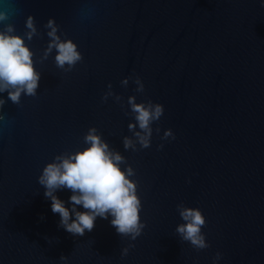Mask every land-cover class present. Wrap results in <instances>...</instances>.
I'll return each instance as SVG.
<instances>
[{"label": "water", "instance_id": "obj_1", "mask_svg": "<svg viewBox=\"0 0 264 264\" xmlns=\"http://www.w3.org/2000/svg\"><path fill=\"white\" fill-rule=\"evenodd\" d=\"M0 9L18 33L33 15L38 34L27 43L41 72L35 96L22 94L15 104L0 94V264H212L217 251L218 264H264L258 0H0ZM50 16L82 54L69 71L55 65V49L42 57ZM137 75L143 92H136ZM109 82L123 105L101 99ZM130 94L164 106L150 145L135 151L122 143L131 135ZM90 125L135 170L145 222L135 240L99 216L83 235L65 231L37 182L54 154L82 146ZM165 128L174 138L161 139ZM56 194L69 203V189ZM181 201L201 209L208 247L196 249L175 232Z\"/></svg>", "mask_w": 264, "mask_h": 264}, {"label": "clouds", "instance_id": "obj_2", "mask_svg": "<svg viewBox=\"0 0 264 264\" xmlns=\"http://www.w3.org/2000/svg\"><path fill=\"white\" fill-rule=\"evenodd\" d=\"M258 3L264 7V0H258ZM8 19L9 12L0 9V94L6 92L7 99L19 104L22 94H37L41 72L35 67L34 52L27 41L38 34V29L30 13L25 17L23 33L16 32L13 23H5ZM44 28L49 39L43 49V59H47L55 49L52 57L55 65L64 71L71 70L82 59L76 42L71 38H61L54 17L50 16L46 20ZM132 79L136 92H143L141 78L137 75ZM128 81L129 77L125 76L120 83L126 87ZM109 96L123 105L120 95L113 92L111 82L101 99ZM5 99L4 95H0V107L4 105ZM127 105L133 119L127 124L131 135L122 137L123 147L133 151L137 149V145L146 148L151 143L152 124L161 117L164 106L150 98L138 101L135 94L127 96ZM3 117L4 114L0 112V120ZM155 130L159 132V126ZM174 136L171 128H165L161 139ZM134 176L135 170L126 162L124 155L109 145L95 125H90L83 134L82 146L74 151L54 154L42 166L37 182L44 188L43 195L50 199L51 211L59 215L58 226H62L65 231L83 235L85 230L93 228L94 221L99 216L109 219L118 234L125 235L132 241L145 226L144 220L140 218L142 204ZM61 188L70 190L67 205L56 194ZM78 205L81 207L78 208ZM176 208L182 220L175 226L180 239L190 242L196 249L208 247L205 233L201 230V226L206 223L201 209L186 205L183 201L178 202ZM131 246H124L121 255L127 254ZM221 255L217 251L212 264H218ZM60 260L65 262V256L61 255Z\"/></svg>", "mask_w": 264, "mask_h": 264}]
</instances>
